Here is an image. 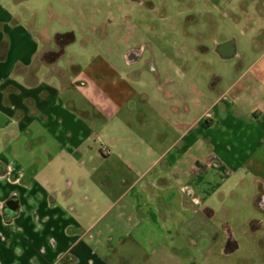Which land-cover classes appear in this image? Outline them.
<instances>
[{
  "label": "crops",
  "instance_id": "0c3cea01",
  "mask_svg": "<svg viewBox=\"0 0 264 264\" xmlns=\"http://www.w3.org/2000/svg\"><path fill=\"white\" fill-rule=\"evenodd\" d=\"M25 1L0 0V264H172L194 215L216 216V195L224 204L243 192L261 210L264 43L257 40L264 28L243 46L235 37L207 48L235 67V77L215 78L197 121L142 124L136 145L128 143L132 134L98 125L96 101L108 99L120 112L137 110L142 97L102 57L82 64L71 48L76 36L63 45L58 36L68 33L37 23L34 12L22 11ZM244 51L254 54L246 71ZM141 56L134 49L126 59ZM73 157L108 200L96 219L42 167ZM226 221L216 239L230 255L240 242ZM255 222L246 221L250 232L262 228Z\"/></svg>",
  "mask_w": 264,
  "mask_h": 264
},
{
  "label": "rangeland",
  "instance_id": "374dc122",
  "mask_svg": "<svg viewBox=\"0 0 264 264\" xmlns=\"http://www.w3.org/2000/svg\"><path fill=\"white\" fill-rule=\"evenodd\" d=\"M22 5V11L34 12L37 23L51 27L54 33H73L77 41L71 48L82 64L102 57L142 97L134 100L137 110L127 106L120 112L108 99L100 104L96 101L103 109L98 125L132 134L128 143L136 145L141 143L138 129L142 124L163 127L197 121L211 100L215 78L235 77V67L228 68L221 56L207 48L215 43L216 49L217 41L235 37L243 46L257 29L264 28V0H26ZM257 42L263 44L264 35ZM134 49L142 51V56L128 64L126 55ZM244 53L246 71L254 54ZM96 97L101 96L96 93ZM105 143L112 146L107 139ZM102 147L98 142L96 166L101 164ZM71 160L38 165L60 177L74 202L95 211L96 219L109 207L108 200L90 174L78 167L77 157ZM213 201L216 216L206 220L194 215L187 224L186 239L177 242L178 254L172 264H264V211L243 192L238 199L227 195L224 204L217 195ZM227 216L240 242V249L230 255L221 253V240L216 239ZM248 219L256 220L255 226L262 223V228L250 232L245 226Z\"/></svg>",
  "mask_w": 264,
  "mask_h": 264
},
{
  "label": "trees",
  "instance_id": "16d2710c",
  "mask_svg": "<svg viewBox=\"0 0 264 264\" xmlns=\"http://www.w3.org/2000/svg\"><path fill=\"white\" fill-rule=\"evenodd\" d=\"M58 40L63 44L66 45L68 43H73L75 41V35L73 33H68L65 35L58 36Z\"/></svg>",
  "mask_w": 264,
  "mask_h": 264
},
{
  "label": "flooded vegetation",
  "instance_id": "af4514ba",
  "mask_svg": "<svg viewBox=\"0 0 264 264\" xmlns=\"http://www.w3.org/2000/svg\"><path fill=\"white\" fill-rule=\"evenodd\" d=\"M258 205L261 208V210L264 211V194L262 196H260ZM229 238L230 237H228L227 245H230L231 244V242L229 241ZM232 239H233V242H234L235 241V238L233 237Z\"/></svg>",
  "mask_w": 264,
  "mask_h": 264
}]
</instances>
